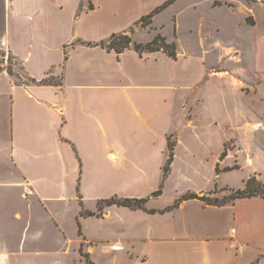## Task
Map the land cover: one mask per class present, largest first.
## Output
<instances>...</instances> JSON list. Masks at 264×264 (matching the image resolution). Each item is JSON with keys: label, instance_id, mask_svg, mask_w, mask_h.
Returning <instances> with one entry per match:
<instances>
[{"label": "crops", "instance_id": "obj_1", "mask_svg": "<svg viewBox=\"0 0 264 264\" xmlns=\"http://www.w3.org/2000/svg\"><path fill=\"white\" fill-rule=\"evenodd\" d=\"M168 1L0 0V37L28 81L15 84L0 74V264H31L33 254L48 249L51 234L64 240L68 221L77 223L86 211V198L96 206L113 196L132 198L114 181L99 188L88 179L89 169L96 182L105 154L163 153L169 131H176L168 124L173 100L187 119V111L204 101L197 92L203 82L221 81L231 88L210 73L201 53L183 51L177 43L175 59L162 51L139 54L131 47L116 54L86 45L129 34ZM254 47L263 65L264 38ZM216 89L222 93L219 85ZM228 102L232 106V93ZM190 119L183 131L195 130ZM177 200L162 209L153 207L151 198L145 211L103 209L94 217L115 218L114 228L124 234L123 219L129 216L133 235L101 242L135 255L134 264H264L263 200L220 207L187 200L162 213Z\"/></svg>", "mask_w": 264, "mask_h": 264}, {"label": "rangeland", "instance_id": "obj_2", "mask_svg": "<svg viewBox=\"0 0 264 264\" xmlns=\"http://www.w3.org/2000/svg\"><path fill=\"white\" fill-rule=\"evenodd\" d=\"M160 1L152 0V5ZM153 21L149 28L143 29L137 24L132 29L128 35L133 43L143 46L160 34L167 42L177 43L183 51L201 53L210 73L219 80L225 78L231 88L221 81L210 79L201 84L197 92L204 101L199 107L187 111L189 114L186 115L187 119L191 118L195 130L183 131L182 125L188 120L182 117L180 104L173 100L172 117H169L168 124L173 125L176 131H169L163 153L105 154L102 175L98 173L95 182L96 175L90 168L88 179L98 183L99 188L102 185L103 189L113 181L115 186L119 183L121 194L134 195L128 199L151 198L153 207L159 209L187 194L221 201L242 189L244 182L253 176L263 183L264 64L256 60L254 42L264 38V0H177ZM201 21L202 30L198 31ZM21 70V64L8 52L0 37V74L9 76L15 84H27ZM52 82L57 83L58 80ZM207 83L210 86H206ZM217 85L222 93L217 91ZM230 93L232 106L228 102ZM154 115L156 119L159 117ZM134 123L140 127L139 122ZM182 132L184 139L180 136ZM157 146L162 147V144ZM222 154L225 157L221 158ZM170 155L169 172L163 179V168ZM113 158L116 160H111ZM109 162H113L114 167ZM100 165L98 163V170L102 168ZM160 186L161 195L151 197ZM114 197L117 196L111 198ZM84 207L86 211H82L84 215L77 223L68 221L64 240L51 234V239L48 237L45 242L48 249L41 254H33L31 264L135 263V255L116 252V243L101 242L118 236L125 239L132 237L129 216L123 219L124 235L114 228L117 225L115 218L103 220L85 215H98L111 206L103 205L99 211V205L86 198ZM135 222L141 225V230L144 229L142 220L135 219ZM51 232L55 234L53 228ZM14 240L18 242L16 238ZM125 243L130 246V242ZM129 252L132 253V249ZM262 255L260 261L264 263V251Z\"/></svg>", "mask_w": 264, "mask_h": 264}, {"label": "trees", "instance_id": "obj_3", "mask_svg": "<svg viewBox=\"0 0 264 264\" xmlns=\"http://www.w3.org/2000/svg\"><path fill=\"white\" fill-rule=\"evenodd\" d=\"M175 0H170L163 4L162 6L156 8L153 10L149 15L142 18L139 21V25L142 28H147L151 25L152 18L162 12L164 9H166L168 6H170ZM132 30H130L129 33H131ZM88 47L91 46H99L101 48L106 49L107 51H113L116 54H120L123 51L133 48L136 52L139 54L146 52V53H154L162 51L165 53L169 58L175 59L176 58V48L173 43H167L166 40L161 37L160 35H155L154 38L148 42L147 44L141 46L137 45L132 42L131 38L129 37L128 33H119V34H113L108 39L98 43V44H86ZM225 157L224 154L221 155V158ZM172 161V155L169 156V159L167 160L166 166L163 168V179L166 178L169 172V167L171 165ZM216 174H219L218 166L215 168ZM162 186L159 187V189L156 192H153L151 194V197H157L161 195ZM250 198H259L264 201V182H260L256 179L255 176L248 178L244 182V187L242 189H238L234 192H232V195L228 196V198H225L223 200H217V199H211L206 196H198L196 194H187L183 196L182 198L178 199L171 207L164 210L162 213L166 211H170L171 209L177 208L181 202L187 201V200H198L203 202L204 204L208 206H224L228 203H232L236 200L240 199H250ZM148 199H120L117 197L111 198L107 201H101L98 203L99 205V211L105 206H117V207H125L129 208L131 210H143L145 211V204L147 203ZM150 214H154L155 211H148ZM84 215L81 213V216ZM89 216H98L96 214H85Z\"/></svg>", "mask_w": 264, "mask_h": 264}, {"label": "bare ground", "instance_id": "obj_4", "mask_svg": "<svg viewBox=\"0 0 264 264\" xmlns=\"http://www.w3.org/2000/svg\"><path fill=\"white\" fill-rule=\"evenodd\" d=\"M113 159H115V158H113Z\"/></svg>", "mask_w": 264, "mask_h": 264}]
</instances>
